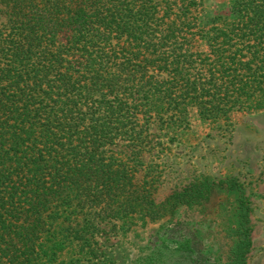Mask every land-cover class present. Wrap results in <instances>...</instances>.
Segmentation results:
<instances>
[{
	"label": "trees",
	"instance_id": "16d2710c",
	"mask_svg": "<svg viewBox=\"0 0 264 264\" xmlns=\"http://www.w3.org/2000/svg\"><path fill=\"white\" fill-rule=\"evenodd\" d=\"M0 4L7 18L0 28V264H54L65 248L59 221L74 204L89 212L64 238L85 241L104 220L158 219L207 203L215 185L208 180L157 203L107 146L117 138L138 142L139 127L171 119L183 105L215 118L244 96L264 100V0H234L237 17L216 41L217 59L197 65L182 26L189 24L168 3ZM239 203L229 264H248L253 248L251 207L246 198ZM192 240L177 249L191 251Z\"/></svg>",
	"mask_w": 264,
	"mask_h": 264
},
{
	"label": "rangeland",
	"instance_id": "374dc122",
	"mask_svg": "<svg viewBox=\"0 0 264 264\" xmlns=\"http://www.w3.org/2000/svg\"><path fill=\"white\" fill-rule=\"evenodd\" d=\"M155 1L161 9L166 7L164 3L171 5L172 13H180L181 20L189 24L182 26L195 65L201 59H217L212 50L224 38L221 31L237 17L234 0ZM183 4L189 7L186 15L182 14ZM6 19L0 4V28ZM184 107L171 119L165 115L139 127L142 139L138 142L117 138L107 146V155L126 163L135 183L150 189L157 203L191 183L208 180L215 185L207 203L182 206L173 216L158 219L135 213L104 220L85 241L74 235L64 238L69 225H76V217L83 224L89 212L74 204L60 218L57 236L64 240L65 248L54 264H195V257L198 262L229 264L242 198L251 207L253 248L248 264H264V100L259 94L256 98L244 96L227 114L215 118L202 116L199 105ZM231 181L239 185L229 188ZM68 211L72 215L67 216ZM166 229L172 231L166 233ZM187 237L193 239L191 251H184V246L178 250L176 242Z\"/></svg>",
	"mask_w": 264,
	"mask_h": 264
}]
</instances>
